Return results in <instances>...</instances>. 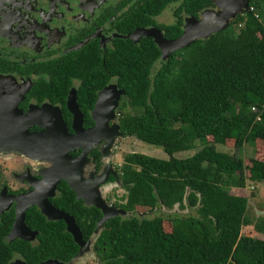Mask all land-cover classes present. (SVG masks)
Here are the masks:
<instances>
[{
  "label": "trees",
  "instance_id": "1",
  "mask_svg": "<svg viewBox=\"0 0 264 264\" xmlns=\"http://www.w3.org/2000/svg\"><path fill=\"white\" fill-rule=\"evenodd\" d=\"M170 1L161 0L158 11ZM211 4L184 0L183 8L195 14ZM249 7L220 31L165 57L149 41L145 52L133 51L130 61L118 67L126 93L118 115L120 132L159 146L170 157L123 156L119 180L126 194L120 207L131 215L102 224L92 244L98 264H264V238L241 234L243 226L252 224L248 199L231 193L247 180L264 182V157L251 161L247 176L241 156L206 143L208 137L221 145L231 139L238 150L245 143L264 144V0H249ZM173 35L178 39L183 34ZM106 80L86 83L101 87ZM197 143L202 146L192 155L173 156L194 150ZM175 205L185 213L161 211ZM137 206L157 212L138 216ZM73 207L67 210L89 240L103 214L94 206L81 204L80 212ZM165 221L170 231L164 229ZM40 224V243L20 248L29 263L72 261L79 246L64 232V222ZM253 227L264 235V218Z\"/></svg>",
  "mask_w": 264,
  "mask_h": 264
},
{
  "label": "flooded vegetation",
  "instance_id": "2",
  "mask_svg": "<svg viewBox=\"0 0 264 264\" xmlns=\"http://www.w3.org/2000/svg\"><path fill=\"white\" fill-rule=\"evenodd\" d=\"M183 1L172 0L158 11L161 0H0V114H26L33 134L61 127L76 139L68 149L72 160L54 165L38 157L41 144H33L36 150L26 145L29 155L17 151L19 142L4 140L16 123L0 119V264H30L20 248L40 243L42 221L61 220L48 218L41 205L70 214L81 230L67 209L75 205L80 212L83 197H99L114 182L121 185L120 167L103 160L113 151L116 114L126 100L118 67L133 51L145 52L149 41L162 54L155 36L175 39L173 34H183L203 13H220L214 0L195 14L185 11ZM94 78L107 80L101 87L86 83ZM96 114L115 117L93 134ZM64 232L69 233L65 222Z\"/></svg>",
  "mask_w": 264,
  "mask_h": 264
},
{
  "label": "water",
  "instance_id": "3",
  "mask_svg": "<svg viewBox=\"0 0 264 264\" xmlns=\"http://www.w3.org/2000/svg\"><path fill=\"white\" fill-rule=\"evenodd\" d=\"M220 9V13L214 12H205L202 15L200 21L194 20L191 23L187 24L183 35L174 40H166L160 36H155L156 42L160 45L162 50V55L165 57L168 55L169 51L182 47L183 45L191 42L196 38H207L212 33H216L227 26L228 22L231 21L238 12H248L249 0H214ZM98 124L97 128L93 130V134L98 133L104 127H106V122L110 119L108 114H96L95 115ZM114 136L115 139L117 136L122 135L123 133L119 130V125H114ZM21 127V130H20ZM19 130L17 132H11L9 134H4L3 139L11 138L17 143L19 142L20 146L17 147V151H20L24 154L31 155V152L25 149L26 145H31V150L35 149L33 144H41L44 147V151L41 149V154H38V157L43 158V160H48L54 165L59 164L61 161L66 162L72 160L69 154V146L73 143H76V139L68 135L66 129L61 127L56 131L45 132L40 134H33L28 131L27 128L20 124ZM77 130V128H76ZM98 131V132H97ZM102 134V133H101ZM15 138V139H14ZM12 141V140H11ZM36 150V149H35ZM38 151V150H37ZM32 156H37L36 154ZM82 158V156H81ZM63 176L62 172L58 173L56 177ZM75 190V188L71 187ZM78 197H82L80 194ZM83 197V200L86 205H93L94 207L100 209L102 212V218L97 224V227L94 231H98L102 224L106 222L109 218L115 217L118 214L125 215L126 212L121 209H116L108 207L101 196ZM41 211L50 219H61L65 222L66 228L69 233L72 235L74 242L79 246L78 252L75 257H79L80 254L89 248L90 241H85L82 236V232L79 227L76 225V222L70 214L55 210L51 205H41ZM14 264H27L24 262H18ZM36 264H72V262H61L57 259H47Z\"/></svg>",
  "mask_w": 264,
  "mask_h": 264
},
{
  "label": "rangeland",
  "instance_id": "4",
  "mask_svg": "<svg viewBox=\"0 0 264 264\" xmlns=\"http://www.w3.org/2000/svg\"><path fill=\"white\" fill-rule=\"evenodd\" d=\"M108 92H104L103 94V102L105 103V99L107 98ZM102 99V97H101ZM126 111L134 112V110L127 106ZM109 115V114H108ZM119 114H116V117L118 118ZM110 117H115V114H110ZM0 119L5 121H15L16 128L10 129L14 132H17L20 124H22L23 128H28L30 125V119L26 114H0ZM115 120V118H114ZM21 130V127H20ZM115 142L112 146V150L108 152L107 154H104L103 160L105 163H112L114 162V165H116L118 168L123 162V156L127 153L131 152H138V153H144L150 156H154L161 159H168L170 156L159 146H155L149 143H145L143 141H140L136 139L134 136H126V135H119L115 138ZM207 144H214L217 150L228 152V153H236V155L241 156L244 159V163L246 166V175L248 176V168L251 165V161L253 159H263L264 157V144L262 141L258 140L254 143H245L242 148L239 150L234 146V141L229 139L226 140L224 144H215L213 142L212 137H208V140L206 142ZM202 145L200 143L196 144V147L194 150H187V151H178L173 154L176 158H184L192 155L197 149H199ZM106 152V151H105ZM113 164V163H112ZM112 185V186H111ZM110 186L108 191H104V193H101V197L104 198L105 195L109 196V199L107 201L103 200L104 203L108 207L116 208L124 210L120 205L125 202L124 196L126 194V190L122 188V186L119 184V182H114L113 184H109ZM113 189H112V188ZM112 189L111 193H108ZM231 193L235 195L245 196L248 199V209H247V217L252 221L251 225L243 226L241 229L242 235H249L259 238H264L263 234H259L255 231L253 227V222L255 223L260 218H264V182H253L250 180L246 181V185L243 188H231ZM103 194V195H102ZM90 199V198H88ZM111 204H113L111 206ZM149 208H144L141 206H137L135 208V213L138 214V216H153L155 212L149 211ZM126 215H131V212L126 211ZM161 211L168 213L171 212H178V213H185L186 209H182L178 207V205H175L172 209H166L164 207H161ZM122 215V214H118ZM164 229L166 231L171 230V225L168 221H165L163 223ZM99 230L96 231L93 236L91 237L90 246L88 249L84 250L79 257H75L71 262L72 264H98V260L94 255V252L92 250V244L97 236Z\"/></svg>",
  "mask_w": 264,
  "mask_h": 264
}]
</instances>
